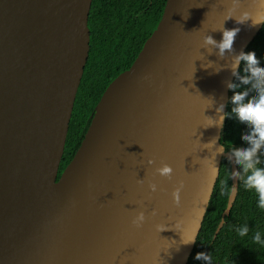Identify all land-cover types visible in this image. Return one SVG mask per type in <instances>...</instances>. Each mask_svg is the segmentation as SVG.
I'll list each match as a JSON object with an SVG mask.
<instances>
[{
	"label": "water",
	"instance_id": "water-1",
	"mask_svg": "<svg viewBox=\"0 0 264 264\" xmlns=\"http://www.w3.org/2000/svg\"><path fill=\"white\" fill-rule=\"evenodd\" d=\"M91 4L0 0V264H187L222 160L231 176L238 172L220 139L228 85L242 62L235 58L264 25L236 20L244 11L255 18L260 6L166 0L156 29L103 92L58 177L89 56ZM233 28L240 31L231 51L220 55L204 43L206 36L219 43ZM161 163L173 168L171 179L155 173ZM238 183L231 179L237 193ZM139 212L145 221L136 228ZM192 236L194 243H183Z\"/></svg>",
	"mask_w": 264,
	"mask_h": 264
},
{
	"label": "trees",
	"instance_id": "trees-1",
	"mask_svg": "<svg viewBox=\"0 0 264 264\" xmlns=\"http://www.w3.org/2000/svg\"><path fill=\"white\" fill-rule=\"evenodd\" d=\"M165 2L166 0H92L88 18L89 56L74 102L58 177L77 151L103 92L118 75L131 67L145 41L156 29ZM249 51L256 53L260 66L264 67V25L245 53ZM245 69V62L242 61L233 82L238 87L230 88L229 91L226 121L220 139L228 153L231 152V146H247L243 136L247 134L248 128L232 112L234 105L231 102L234 92L250 88V85L241 82V78L248 74ZM259 166L264 167V156L261 157ZM237 168L242 172L240 166L237 165ZM222 180H226L231 186L230 163L227 159L222 160L219 178L187 264H205L204 261L195 259L200 252L210 254L212 264H264V246L254 243L252 239L257 231L264 239V209L257 207V194L245 190L241 179L230 214L224 218L222 228L214 236L227 204L220 195ZM245 224L249 233L241 237L236 229Z\"/></svg>",
	"mask_w": 264,
	"mask_h": 264
},
{
	"label": "clouds",
	"instance_id": "clouds-1",
	"mask_svg": "<svg viewBox=\"0 0 264 264\" xmlns=\"http://www.w3.org/2000/svg\"><path fill=\"white\" fill-rule=\"evenodd\" d=\"M259 4L258 12L255 18L251 12H242L236 20L237 24H243L245 21L251 20L250 26H256L259 23L264 22V0H257ZM232 16L228 15L226 19H230ZM240 31L239 28L224 29L222 32V40L217 43L210 36L204 37V43L213 45L219 50V54L223 55L224 52L231 51L235 37ZM236 65H239L240 61L245 62L246 76L241 78V82L244 85H250L249 89L243 91L234 92L231 102L234 105L232 112L242 125L247 126L248 132L243 136V140L246 143V147L236 148L231 146L230 155L234 159L235 163L242 169L234 173L231 179H241L243 188L245 190L254 191L258 196L257 207L264 209V167H260L261 157L264 156V67L260 66V61L257 59L256 53L249 51L247 53L241 52L239 56L235 58ZM229 88L235 89L238 86L236 84H229ZM223 105H220L217 109L218 112L223 111ZM221 117L219 123L222 125L223 119ZM213 142L208 145L212 146ZM206 145V146H208ZM223 149H217L222 151ZM154 161L149 160L148 164L152 165ZM213 175H216L217 170L212 169ZM155 173L161 177L171 179L173 168L167 163H161L159 167L155 169ZM142 180V179H141ZM183 187L176 188L172 193L173 201L179 204V192ZM148 188L150 192L158 191V185L156 183H149ZM237 189L234 186H229L226 180L221 181L220 195L229 203L231 199L236 195ZM204 209H200L202 214ZM155 215V212H153ZM145 221V215L143 212H139L132 220V225L136 228H140ZM239 236L244 237L249 233L247 224L236 229ZM253 242L264 246V239L261 237L259 231L255 232L252 237ZM195 242V237L192 236L183 241L184 244H191ZM196 260H202L205 264H212L213 258L207 253H197Z\"/></svg>",
	"mask_w": 264,
	"mask_h": 264
}]
</instances>
